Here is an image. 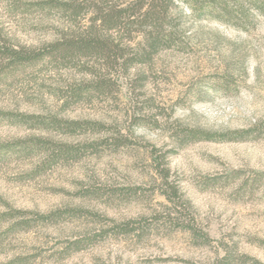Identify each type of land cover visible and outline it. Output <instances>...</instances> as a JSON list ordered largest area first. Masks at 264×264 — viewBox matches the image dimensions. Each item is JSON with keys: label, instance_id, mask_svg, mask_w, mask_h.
Returning a JSON list of instances; mask_svg holds the SVG:
<instances>
[{"label": "rangeland", "instance_id": "1", "mask_svg": "<svg viewBox=\"0 0 264 264\" xmlns=\"http://www.w3.org/2000/svg\"><path fill=\"white\" fill-rule=\"evenodd\" d=\"M137 2L0 0V264H264V15Z\"/></svg>", "mask_w": 264, "mask_h": 264}, {"label": "trees", "instance_id": "2", "mask_svg": "<svg viewBox=\"0 0 264 264\" xmlns=\"http://www.w3.org/2000/svg\"><path fill=\"white\" fill-rule=\"evenodd\" d=\"M179 3L186 4L192 13L204 11L206 15H215V19L222 21L230 19L249 21L250 10L254 14L264 15V0H138L135 6L95 8L92 10L91 25L105 28L107 31L121 30L129 25L143 27L141 33L145 42L144 55L149 56L164 49V46L168 48L169 43L174 40L178 28L174 24L172 13L176 9L175 4ZM161 30H165L164 37ZM93 41H87L85 48L91 50L103 48L102 44L96 45ZM10 56L14 62L21 63L20 56L15 52Z\"/></svg>", "mask_w": 264, "mask_h": 264}]
</instances>
